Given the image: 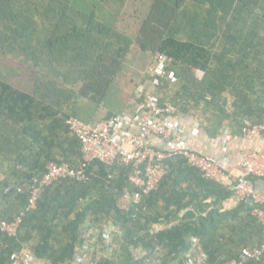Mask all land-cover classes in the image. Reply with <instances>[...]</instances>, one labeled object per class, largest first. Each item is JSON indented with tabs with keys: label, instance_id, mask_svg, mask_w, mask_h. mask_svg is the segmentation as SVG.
I'll list each match as a JSON object with an SVG mask.
<instances>
[{
	"label": "trees",
	"instance_id": "trees-1",
	"mask_svg": "<svg viewBox=\"0 0 264 264\" xmlns=\"http://www.w3.org/2000/svg\"><path fill=\"white\" fill-rule=\"evenodd\" d=\"M128 1L0 0V55L26 65L32 84L23 91L0 71V156L16 180L1 177L0 220L24 212L15 236L0 231V264H11L10 255L23 249L48 264L74 263L90 218L116 230L117 250L94 264H183L193 238L203 264H219L264 241L252 215L256 204L224 208L232 188L206 178L182 155L165 160L158 189L142 198L146 211L135 218L131 167L99 160L85 168L88 181L58 180L41 190L35 209L25 210L32 179L49 162H82L66 119L78 118V100L102 102L133 45L154 60L169 59L154 93L198 120L205 138L216 140L222 130L242 136L245 122L264 125V0H151L133 38L119 27ZM7 67L12 76L24 73ZM247 179L254 185L264 177ZM244 264H264V253Z\"/></svg>",
	"mask_w": 264,
	"mask_h": 264
},
{
	"label": "built area",
	"instance_id": "built-area-1",
	"mask_svg": "<svg viewBox=\"0 0 264 264\" xmlns=\"http://www.w3.org/2000/svg\"><path fill=\"white\" fill-rule=\"evenodd\" d=\"M168 61L163 54L155 58L146 71L147 81L136 87L123 112L95 123H85L74 116L66 119L70 133L81 144L82 162L75 167L63 162H49L45 173L32 179L26 211L35 209L41 190L58 180L88 181L85 168L94 160L109 167H131L128 181L135 188L129 199L134 212L132 218L136 217L137 212L146 211L141 200L158 189L167 171L165 160L172 156H184L188 164L198 168L206 178L222 183L221 178L226 168L224 160L215 153H200L190 144L192 134L200 127L198 120L181 116L177 105L169 101L161 102L154 93L159 80L167 76ZM229 139L227 132L220 133L221 144H227ZM241 140V174L231 188L237 201L251 200L256 204L252 215L261 223L264 234V198L247 179L249 176L264 177V125L250 126L245 122ZM224 151L227 153V147H224ZM23 214L24 212L11 221L0 220V231L8 236H15ZM192 242V249L183 264H203L205 256L197 239L193 238ZM263 253L264 241L258 247L244 248L238 259L219 264H244L249 259H259ZM10 263L43 264L28 249L13 252ZM72 264L92 263L78 259Z\"/></svg>",
	"mask_w": 264,
	"mask_h": 264
},
{
	"label": "rangeland",
	"instance_id": "rangeland-1",
	"mask_svg": "<svg viewBox=\"0 0 264 264\" xmlns=\"http://www.w3.org/2000/svg\"><path fill=\"white\" fill-rule=\"evenodd\" d=\"M150 1L151 0H129L126 6L122 8V13L120 15L122 21L119 27L121 29L123 28V30L125 29V32L132 38L135 36L140 22L149 9ZM111 10L112 13H116L114 9ZM131 48L122 68L111 83L109 90L99 105L87 99L78 100L76 102L75 109L79 120L85 123H95V121L104 117L107 113H120L125 109L127 99L135 89L134 82L130 81L136 80L139 73L143 75V77L146 76V70L154 62L153 56L149 53L139 51L135 45ZM6 64L16 68L18 72L24 73L12 76L8 73ZM25 68L26 65L18 63L17 60L11 57L3 59L0 55V71L4 73L6 81L23 91L30 92L32 85L31 74L28 69L27 72H25ZM143 80L140 81V84L145 83Z\"/></svg>",
	"mask_w": 264,
	"mask_h": 264
},
{
	"label": "crops",
	"instance_id": "crops-1",
	"mask_svg": "<svg viewBox=\"0 0 264 264\" xmlns=\"http://www.w3.org/2000/svg\"><path fill=\"white\" fill-rule=\"evenodd\" d=\"M198 75L201 76L202 74L198 73ZM144 77L139 73L136 80L130 81V82H134L135 89L140 84L141 80L144 79L143 80L144 82L147 81L146 79L147 77L146 76ZM134 91L127 99L126 107ZM111 114L114 115L118 113L115 112L107 113L104 117L98 119L97 121L104 119ZM222 132H227L230 138L228 143L225 145L219 142V136L216 138V140H210L205 138L203 131H201V129L195 131L192 134L189 141L192 147L197 151H199L200 153L203 154L215 153L216 156L224 160V163L226 164V168L224 169L223 176L221 178L222 184L231 187L235 183L238 176L241 174V168L239 163H240V152L243 146L241 140L242 136H234L231 133H228L227 130H222ZM224 147H227L228 149L227 153L224 151ZM1 157L2 156H0V180L1 177H5L7 182H10V184H14L16 180L9 174L11 164L6 162V160ZM254 188L259 193V195H261L262 198H264V179H257L254 182ZM238 203L239 201H237V199L234 196L224 203V208L234 207ZM3 208H5V204L2 200H0V211ZM160 228L162 227L153 226V230H158ZM115 231L116 230H114L113 225L110 221L103 220L101 221L100 224H96L92 222L90 218L86 222L83 228L81 246L76 251V260L79 259L94 264L97 260H100L102 258H111L113 256V253L117 250L116 246L113 244ZM99 237H102L101 242L99 241ZM40 261H42L43 264H48L43 260Z\"/></svg>",
	"mask_w": 264,
	"mask_h": 264
}]
</instances>
